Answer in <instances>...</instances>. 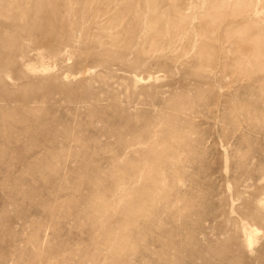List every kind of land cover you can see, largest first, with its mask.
<instances>
[{
    "label": "rangeland",
    "instance_id": "1",
    "mask_svg": "<svg viewBox=\"0 0 264 264\" xmlns=\"http://www.w3.org/2000/svg\"><path fill=\"white\" fill-rule=\"evenodd\" d=\"M0 264H264V0H0Z\"/></svg>",
    "mask_w": 264,
    "mask_h": 264
}]
</instances>
